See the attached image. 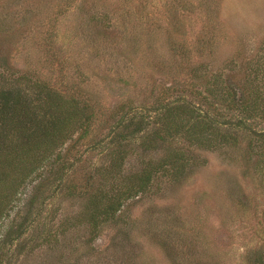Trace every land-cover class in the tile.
I'll return each mask as SVG.
<instances>
[{
  "label": "rangeland",
  "instance_id": "1",
  "mask_svg": "<svg viewBox=\"0 0 264 264\" xmlns=\"http://www.w3.org/2000/svg\"><path fill=\"white\" fill-rule=\"evenodd\" d=\"M131 1L74 0L57 14L56 0H0V22L13 20L18 28L0 32V86H18L36 103L39 89L89 97L95 111L90 136L76 139V130L63 145V175L62 161L51 160L15 195L0 220V264L264 260V0ZM49 32L59 60L44 52ZM178 40L190 48L187 61L199 73L237 78L243 95L258 104L248 118L216 105L225 138L213 147L183 135L153 136L152 124L140 133L118 124L121 117L154 120L161 103L178 97L199 101L189 82L176 84L177 77L164 73L176 60ZM173 152L178 168L155 169L146 189L113 218L95 228L87 222L95 189L129 182Z\"/></svg>",
  "mask_w": 264,
  "mask_h": 264
},
{
  "label": "trees",
  "instance_id": "2",
  "mask_svg": "<svg viewBox=\"0 0 264 264\" xmlns=\"http://www.w3.org/2000/svg\"><path fill=\"white\" fill-rule=\"evenodd\" d=\"M117 1L119 3L127 1L132 5L131 0ZM73 2L74 0H56V7L58 6L56 13L62 14L65 8L73 6ZM6 20L0 22V32L15 33V29L18 28L15 27L13 20ZM3 24L5 30L2 28ZM55 36L52 32L44 36L43 49L48 59L59 60L57 54L59 47ZM189 50L184 42L176 41L172 47L176 60L164 73L177 77L174 79L176 84L184 78L186 83L189 82L190 92L194 93L199 101L192 102L184 97L182 99L178 97L176 100L161 103L162 107L158 108L161 111L155 114L154 120L149 121L150 116L145 119L141 115L138 121L125 119L127 124H124L125 120L121 117L118 124L127 130L133 125L131 129H134V133L144 132L146 126L152 124V128L147 132L153 136L183 135L191 144L213 147L214 139L225 138L219 133L216 125L218 119L213 115L219 114L216 105L223 103L231 110L241 112L245 118L255 116L258 107L256 99L253 95L252 97L249 94L243 95L244 89L240 87L237 78L233 83L229 80L223 82L220 73L207 74L208 76L199 73L201 69L199 65L187 61L192 60L189 58ZM184 60L189 64L184 65V68L188 67L182 70L180 67ZM198 85H203L204 89L198 90ZM183 86L178 89L181 93L184 92ZM204 91L211 97L205 95ZM38 93L40 96L36 103L18 86H0V220L7 214L18 191L32 180L33 175L41 176L43 165L48 163L50 167L51 160L53 164L61 160L62 164L58 171L60 177L63 175L66 165L63 164L61 149L71 138L73 131L79 130L76 139L86 138L91 134L93 124L91 120L95 114L91 98L81 101L77 96L66 97L50 89H39ZM218 93L221 94L220 98L217 96ZM203 104L208 107L203 108ZM96 113L99 116L98 112ZM144 142L149 144L147 140ZM54 153L55 156L52 157ZM120 159L122 161L123 157ZM179 161L180 155L173 152L162 160L159 167L148 164L134 176L129 177L131 178L129 182L114 184L115 187L110 189L103 187L95 189L88 199L87 222L95 228L99 222L113 218L125 200L146 189L155 169L165 168L168 163L176 169L179 167ZM255 264H264L262 257Z\"/></svg>",
  "mask_w": 264,
  "mask_h": 264
}]
</instances>
